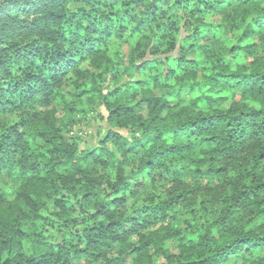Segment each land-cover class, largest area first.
I'll list each match as a JSON object with an SVG mask.
<instances>
[{
  "label": "clouds",
  "instance_id": "obj_1",
  "mask_svg": "<svg viewBox=\"0 0 264 264\" xmlns=\"http://www.w3.org/2000/svg\"><path fill=\"white\" fill-rule=\"evenodd\" d=\"M0 264H264V0H0Z\"/></svg>",
  "mask_w": 264,
  "mask_h": 264
}]
</instances>
